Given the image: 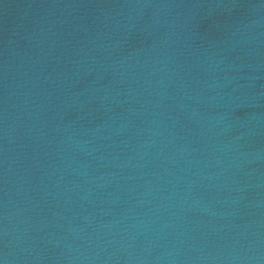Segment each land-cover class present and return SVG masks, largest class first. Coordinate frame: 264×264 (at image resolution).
<instances>
[{"label": "water", "instance_id": "obj_1", "mask_svg": "<svg viewBox=\"0 0 264 264\" xmlns=\"http://www.w3.org/2000/svg\"><path fill=\"white\" fill-rule=\"evenodd\" d=\"M0 264H264V0H0Z\"/></svg>", "mask_w": 264, "mask_h": 264}]
</instances>
